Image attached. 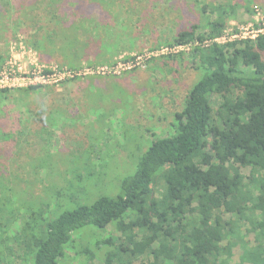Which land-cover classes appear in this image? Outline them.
Returning <instances> with one entry per match:
<instances>
[{
	"label": "trees",
	"instance_id": "16d2710c",
	"mask_svg": "<svg viewBox=\"0 0 264 264\" xmlns=\"http://www.w3.org/2000/svg\"><path fill=\"white\" fill-rule=\"evenodd\" d=\"M63 1H49L55 24L39 29L34 47L72 69L89 58L108 62L99 49L110 24L98 23L102 15L96 10L72 20L63 12ZM235 6H203L201 20L179 28L167 43L191 44L190 50L165 57L185 60L183 54L190 53L192 64L197 61L196 68L204 74L175 112L169 135L153 134L135 171L121 181L115 195L92 198L86 193L92 202L51 218L62 208L55 203L68 195L74 199L83 192V184L101 177L90 171V153L82 159L92 163L86 175L76 168L75 180L47 189L43 201L21 200L27 190L7 176L10 167L0 161V264H13L16 245L26 264H64L81 257L77 264H95L99 249L76 235L86 226L101 230L96 246L106 250L105 264H231L235 248L241 249L239 264H264V35L201 45L222 34ZM105 47L110 52L111 46ZM214 96L220 97L216 108ZM44 133L53 135L47 128ZM51 164L45 156H34L28 167L36 176ZM15 190L19 199L7 202L6 194ZM246 226L253 240L246 237Z\"/></svg>",
	"mask_w": 264,
	"mask_h": 264
},
{
	"label": "rangeland",
	"instance_id": "374dc122",
	"mask_svg": "<svg viewBox=\"0 0 264 264\" xmlns=\"http://www.w3.org/2000/svg\"><path fill=\"white\" fill-rule=\"evenodd\" d=\"M49 1L0 0V72L10 84L0 88V161L10 167L7 176L18 179L15 182L30 194L23 190L20 195L24 202L28 197L45 200L47 189L73 182L76 168L85 176L93 163L90 171L94 176L102 173L101 177L83 184V192L74 199L68 195L55 203L62 208L51 215L54 218L63 210L92 202L94 199H87L86 193L92 198L99 193H118L121 181L135 171L153 134L169 135L175 112L181 110L191 86L204 74L196 68L197 61L192 64L190 53L180 60L167 59L159 51L168 46L176 31L198 23L202 7L210 4L236 5L234 13L226 18L224 30L244 26L254 22L257 11L264 12V0H64L63 12L72 20H82L96 10L102 15L98 23L110 24L99 49L108 54L102 56L108 62H91L89 58L79 66L96 70L114 65L116 73L109 68L106 74H87L62 82L55 78L25 82L20 80L21 74L54 71L60 75L69 67L61 58L46 56L33 45L39 29L44 31L55 24L49 15ZM107 45L110 52L105 51ZM95 49L94 45L90 48L91 56ZM132 57H141V63L133 69H121ZM11 69L17 73L13 75ZM219 99L214 96V108ZM45 128L53 132L51 138L43 134ZM88 152L90 165L82 161ZM34 156H45L52 166L34 176L28 167ZM99 158L102 167L98 166ZM242 172L248 175L247 169L242 168ZM16 190L11 196L6 194L7 202L19 199ZM112 231L109 226L107 233ZM100 232L86 226L76 233L83 242L99 249L95 264H105L106 250L96 246ZM244 233L249 240L254 239L248 226ZM240 254L241 249L235 248L230 263L239 264ZM83 258L64 264H77ZM13 264H26L17 245Z\"/></svg>",
	"mask_w": 264,
	"mask_h": 264
},
{
	"label": "built area",
	"instance_id": "2783aa9c",
	"mask_svg": "<svg viewBox=\"0 0 264 264\" xmlns=\"http://www.w3.org/2000/svg\"><path fill=\"white\" fill-rule=\"evenodd\" d=\"M260 35H264V12H262V10L257 11L256 17L254 19V22L252 23H248L244 26H238L235 29H231V30H223L222 34L217 36L214 39H210V40H205L203 44V46H208L211 43H217V44H226L229 42H239V41H243V40H248V39H256L258 36ZM195 45L198 43H194ZM191 44L189 45H184V46H173V47H165V48H161L159 51L164 52V54H168V53H179V52H186L188 50H190L191 48ZM181 50V51H180ZM141 63V57L140 58H136L133 57L132 59H129L127 61H124L121 69L123 70H127V69H133L135 67H137L139 64ZM108 68V69H107ZM114 71V65H104V66H99L98 69L95 67H78L76 69H72L70 67H66V70L64 72V74H60L58 75L56 72L54 71H47L44 72V74H42L41 72H32V73H24L21 74L22 76L20 77V80L25 81V82H31L32 79H41L43 82L48 81L49 79H56L57 82H62V81H66L69 79H76L78 77H81L83 75H87V74H106L108 72ZM10 71H12L13 75H15L17 72L14 71V69H11ZM18 73H22L19 72V69L17 70ZM116 73V72H115ZM13 80H17V79H13ZM9 84V82L6 81L5 76L3 74V72H0V88H5L7 87Z\"/></svg>",
	"mask_w": 264,
	"mask_h": 264
}]
</instances>
